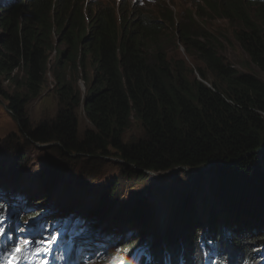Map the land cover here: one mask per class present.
Returning a JSON list of instances; mask_svg holds the SVG:
<instances>
[{
  "label": "trees",
  "instance_id": "trees-1",
  "mask_svg": "<svg viewBox=\"0 0 264 264\" xmlns=\"http://www.w3.org/2000/svg\"><path fill=\"white\" fill-rule=\"evenodd\" d=\"M247 1L205 0L204 6L197 5L195 15L187 11L175 23L168 8L140 11L136 4L131 7L123 2L116 8L112 0H0V98L7 103L24 140L52 145L51 151L63 162L58 166L44 159L37 171L28 172L39 190L22 199L27 202V212L0 199L1 258L9 260L17 245L15 225L37 218L38 223L52 228L34 239V250H44L30 256L42 258L44 264L74 263L94 242L114 249L112 261L121 264L118 260H130L148 243L138 255L147 261L142 264H178L177 257L189 259L191 255L193 262L198 257V264H264V169L260 153L264 149V80L235 69L225 57L219 36L203 32L194 19L216 15L237 22L233 41L248 64L264 76V0ZM252 8L257 17L249 13ZM175 25L174 30L168 28ZM53 35L57 38L52 42ZM169 38L181 42L187 55L197 60L200 80L188 79L182 61L167 59ZM52 50L56 56L49 63ZM48 73L54 79L57 108L52 118L33 127L26 107L39 97ZM207 74L211 77L209 87L204 84ZM78 79L85 86L84 94L78 89ZM4 81L21 84L24 91L9 93L3 88ZM81 107L90 128L79 134L76 112ZM132 121L141 125L143 138L128 143L124 136ZM10 153V169L16 174V169L25 166L26 155L18 150ZM105 158L119 160L122 179L133 184L141 180L146 187L126 200L119 199L117 187L104 185L83 217L84 227L85 220L92 222L93 238L61 245L69 239L66 234L56 245L45 247L49 241L43 240L58 234L55 225L63 223L58 219L54 224L53 217L41 215L52 206L49 202L58 197L56 194L58 201L64 202L73 189L88 195L92 190L83 188L94 179L88 161ZM78 159L83 160L80 168L73 164ZM4 160H0V182L19 181L20 174L15 176L18 179L4 174ZM64 169L75 175L83 171L87 183L79 186L77 181L73 188L72 182H62L67 178ZM183 169H197L198 174L190 179L200 183L184 192L190 198L182 201L194 206L196 194L206 190L218 192V203L224 208L211 209L199 218L197 209L181 210L178 206L172 210L170 205L153 201L162 200L165 194L167 197L171 190L168 186L153 187L149 174ZM205 173L213 174L214 179L201 181ZM202 185H206L204 189ZM73 197H78V192L68 199ZM115 202L131 206H119L111 213ZM73 209L78 208L72 207L71 213ZM162 212L167 215L165 227L149 241L152 231L148 235L143 231L148 226L152 230ZM98 222L113 227L118 236L96 238ZM127 224L137 227L136 232L127 233ZM201 246L202 251H198ZM21 247L23 251L11 263L27 264L29 254L24 245Z\"/></svg>",
  "mask_w": 264,
  "mask_h": 264
},
{
  "label": "rangeland",
  "instance_id": "rangeland-1",
  "mask_svg": "<svg viewBox=\"0 0 264 264\" xmlns=\"http://www.w3.org/2000/svg\"><path fill=\"white\" fill-rule=\"evenodd\" d=\"M203 0H169L167 3L166 2H161L162 4H157L154 5V7L149 8L150 10L154 11L156 8L155 6H158L160 9H164V6H168L173 12V22L177 23L180 21V17L184 16V14L188 11V13H191L193 15L196 14L197 10V5L202 3ZM211 1H216V0H211ZM249 13L253 17H257L258 15L255 14L256 11L254 8L249 9ZM196 24L198 27L202 29L203 32H209L214 34L216 38L219 36L221 39L223 45H224V54L226 59L233 65V67L239 71L242 72H249L254 75H256L258 78L264 80L263 74L260 73V71L256 68L253 67L252 65H249L247 62V58L243 53L241 52V49L237 46V44L234 43L232 39V31H234V28L238 25L237 22L234 20H226L225 18L221 16H216V15H211L209 18H196ZM170 30H174L176 28V25L173 26V28L168 27ZM166 30V31H170ZM164 33L161 34V37H165L163 35ZM227 34V36H226ZM167 37L170 36V34H166ZM224 38H221L223 37ZM56 36H51V41H55ZM168 48H167V59L168 60H175V61H182V66L184 67L188 79L191 80V77H195L197 80H200L199 75L197 73L196 66L199 65L197 60L192 57L188 56L187 52H185V47L181 42H176L175 40L169 38L168 40ZM55 44V43H54ZM61 46L60 48H62ZM53 55L54 52L53 50L50 53L49 57V63H52L53 61ZM56 56V55H54ZM89 67H87V71L90 73V70H88ZM67 70V69H66ZM189 71H192V75L189 74ZM67 75L69 73L67 72ZM80 75V74H79ZM80 78V76H78ZM207 79L206 82L204 83L206 86L209 87V83L211 81V77L209 74H207ZM68 79H70V76H68ZM54 85V79L50 73L46 75L45 83L42 86L41 93L38 98L32 100L29 102V104L26 107V113L27 116L29 117V120L31 122V125L35 127L39 122L47 120L49 118H52L55 114L56 108H57V97L55 95V92L52 90V87ZM77 86L80 91V93L84 94L85 92V86L81 80H77ZM22 87V88H21ZM3 88L6 89L9 93H12L13 91H18V92H23L24 86L20 84V86H14L11 82L4 81L3 82ZM77 119H78V130L79 134H82L83 131L86 129L90 128L88 121L86 120L84 113L82 111V107L77 110ZM11 136V140H6L7 136ZM10 137V138H11ZM143 138V130L142 127L139 123L132 121L130 129L127 131V133L124 136L125 142L131 143L135 142L137 140H140ZM5 139V140H4ZM52 145H38V144H31L28 143L24 140L22 135L19 133L17 123L13 119L11 112L7 109V103L0 98V160L3 157L5 160L3 161L6 168V173H4L7 177L13 178V179H18L15 178L16 175H19L18 179L19 181L14 182V183H1L0 182V192L2 193L3 197L1 200L5 201L9 204H13L16 208L20 209L22 212H27V208L25 204L23 203V200L21 198L26 197L31 195L32 193L37 194L38 188L35 187L37 186V183L35 179H29L28 172L31 170L37 171L43 164L44 159H48L50 163H54L55 165L62 164L61 162L55 155L53 151H51ZM15 150H18L22 153H25L26 155V160L24 159V162L26 163L24 167L16 169L18 171L16 174L12 172L10 169V163H12V158L11 153ZM8 151V152H7ZM6 152V153H3ZM261 153V165L264 169V149L262 150ZM10 160V161H9ZM73 162V161H72ZM81 163H83V160L78 159V161H74V167H79L81 166ZM120 162L118 159L115 158H105L103 160H98V161H88V166H90V171L92 173V176L94 179L90 181L89 185H86V187L83 188V190H92L88 195H84V192H79L75 191L73 189L72 192L67 193L64 197V202H59L60 196H58L54 201H51L49 203H53L52 206L49 207L48 211L45 212L44 214H49L51 213V217L55 219L54 224H57V221L59 217H66L65 223L63 224H57L55 226V229L58 230V234H56L55 240L52 241L51 243H54V245L57 244V241H59L64 234H71V240L70 242H76L77 240H80V238H77L79 235L84 234V236L89 232V225L86 224L84 228H81L82 223L75 221V218L77 215L82 217L85 212L87 211L89 206H86L84 208H79L81 207V199L89 197L92 198L94 201L96 199V195L103 187L104 185H111V188H118V196L120 194L119 199H126L128 200L130 197L134 196L135 193H138L140 189L146 187V183H141V180L136 181L135 183L139 184H133V181L129 180H124L122 177L124 176L123 172L121 173V167H120ZM67 166V165H66ZM80 168V167H79ZM71 169V168H68ZM68 169H64L65 174H67V178L64 179L62 182H72L73 183V188L75 187V183L78 181V185L81 186V184H86L87 181L85 180V177L82 174H72L70 173L71 171ZM184 171V172H182ZM182 171H176V173L171 172V173H161V174H149L147 177L148 180H150V183L154 187V185L158 186H168V188L171 190L169 195L162 199H154L156 203L159 204H166V205H172L171 207L172 210L177 208L178 206H181V210L185 209H197V215L200 218V215H206L209 210H213L215 212V209H223L224 206L219 205L218 199H219V193L218 192H213L209 193L206 192V190H203V194L200 193L196 194L197 198L195 201H193L196 205H192L189 202H184L182 201L183 197H188L190 198V195H186L184 192H190L193 187L198 185L200 182L194 181L193 178L198 174L197 171H192V170H185L183 169ZM204 173V172H203ZM171 175V178L169 179L168 176ZM190 176V177H188ZM175 177V178H174ZM195 178V177H194ZM214 179L213 174L205 173L204 178L201 181H207L210 182ZM168 183V185H166ZM206 185H202L200 188L204 189ZM78 192V197H73L71 199H68L69 197H72V194ZM194 193V192H193ZM195 194V193H194ZM182 195V196H178ZM102 197L97 198V203L100 201ZM214 198V200H212ZM115 200V199H114ZM107 211L109 212L110 209L108 206H106L105 202L102 201L100 202ZM169 203V204H168ZM130 203H127V205L123 204H118V203H113L111 205V213H114V210H118L122 207H128L131 206L129 205ZM49 205V204H48ZM59 205V206H58ZM165 205V206H166ZM119 206H121L119 208ZM72 207L78 208L77 210H72ZM175 211L172 212L175 213ZM200 213V214H199ZM101 220V218L99 217ZM79 220V218H78ZM110 222L115 223V219H109ZM167 220L166 217L163 216V214H157V220H156V226H153V229L150 230L151 226L146 227V230L143 232L148 235L151 231L153 234L159 233L160 229H163L164 227V221ZM105 223H100L98 222V225H103ZM184 225L189 226L191 223H183ZM193 224H196V221L193 222ZM205 220H202V226L205 227ZM106 225V224H105ZM70 227L76 228V231L73 232L71 231ZM118 228V227H117ZM23 229V231H21ZM125 229L127 233H134L136 232L135 230L137 227L131 228L129 224L125 226ZM46 230L51 231L52 228L47 226L46 223H38L37 218H26L24 221H21L17 223V225L14 227V232L17 233L18 235L17 241L19 245H24L25 246V241H27V237L32 239V242H35L34 245H36V241L34 239H38L37 237H40L42 234H46ZM76 232L79 234L76 235ZM99 233H102V235H115L118 236L116 231L114 230L113 227L110 226H100ZM49 238V237H48ZM52 238V237H50ZM82 238V237H81ZM153 239V238H152ZM150 239L149 241H151ZM43 241H50L47 238H45ZM28 242V241H27ZM33 244L27 243L25 246L26 251H30L29 255H31L34 246ZM149 243L141 249H145ZM68 249V248H67ZM136 251V255L133 256L138 258V255L140 253V250ZM203 248H199V251H202ZM88 247L83 251L80 260L81 261H86L87 264H112L110 262L111 260V255L114 252V249H110V251H105L104 254L99 252L101 254L102 259H93V256L91 258H88L89 255L87 254ZM107 253H110V256L107 255ZM35 255H38L37 253H34ZM234 256H231V259H233ZM113 264H121V263H113Z\"/></svg>",
  "mask_w": 264,
  "mask_h": 264
},
{
  "label": "bare ground",
  "instance_id": "bare-ground-1",
  "mask_svg": "<svg viewBox=\"0 0 264 264\" xmlns=\"http://www.w3.org/2000/svg\"><path fill=\"white\" fill-rule=\"evenodd\" d=\"M245 1H247V0H245ZM252 1V0H251ZM248 2H250V1H247L246 3H248ZM258 2L259 3H261V0H258ZM91 3V2H90ZM244 4H245V2H243ZM95 4V3H94ZM97 4V3H96ZM123 4V3H122ZM122 8H124V6H121ZM132 7V6H131ZM250 8V7H249ZM105 9H106V7H105ZM131 10H133V9H131ZM247 10V9H246ZM249 10V9H248ZM140 11H141V9H140ZM127 12V11H126ZM135 12V11H134ZM133 12V13H134ZM117 13H119V12H117ZM128 13V12H127ZM107 15H109L108 13H106ZM136 14V13H135ZM139 14V13H138ZM248 14V13H247ZM123 15H125V14H123ZM250 15V14H249ZM134 16V15H133ZM121 17V16H120ZM122 19V18H121ZM236 35H238V34H236ZM226 36H227V34H226ZM56 41V40H55ZM165 174H167V173H165ZM32 179V177L30 176L29 177V179ZM197 198V197H196ZM92 200V198H90V196L89 197H86V198H83V199H81V207H79V208H84V207H86V206H88V204H90L91 201ZM198 201V200H197ZM196 201V199H195V203L197 202ZM27 202H25V204H26ZM194 203V202H193ZM197 203H199V202H197ZM172 205H170V207H171ZM172 208V207H171ZM35 210V209H34ZM86 213H87V211L85 212V214L82 216V217H80V218H83L85 215H86ZM161 214H163V216L164 217H166L167 215H166V213L165 212H162ZM18 219L20 220V219H23L21 216H19L18 217ZM63 222L65 223V221H67L66 220V218L65 217H63ZM75 221H77V220H75ZM165 222V221H164ZM165 224V223H164ZM164 227H165V225H164ZM163 227V228H164ZM81 228H84V222L82 223V226H81ZM70 229H71V231H73V232H75L76 231V228H74V227H70ZM162 232V229H160L159 230V233H155V234H153V233H151L150 234V236L147 238L148 240H150V239H152V238H154V236L156 235V234H160ZM84 236V234H81V235H79L77 238H81V237H83ZM48 240H51V238H47ZM117 240L119 239V238H116ZM115 246V245H114ZM32 248L33 249H35V247L34 246H32ZM91 249H92V251H93V259L95 258V259H102V257H101V255L99 254V252H101L102 254H104L103 252L104 251H110V248L109 247H104V248H102L101 249V246L98 244V243H92L91 244ZM27 250V249H26ZM23 251V250H22ZM199 251V250H198ZM2 252V251H1ZM21 253H19V255H20ZM19 255H18V257H19ZM107 255L108 256H110V253L108 254L107 253ZM2 256V255H1ZM0 256V257H1ZM31 256V255H30ZM30 256L29 257H27V259H26V263L27 264H44V262H43V260H42V258L40 259V260H37V259H35V258H33V259H30ZM2 257H4V256H2ZM6 257H7V255H6ZM10 258V257H9ZM38 258V257H37ZM79 258V257H78ZM139 258V257H138ZM193 258H194V255H191L190 256V263L188 262L189 261V259L188 258H185V257H183V256H179V257H177V260H179L180 262H178L179 264H196L197 263V260H198V257L196 256V262H193ZM229 258V257H228ZM24 259V258H23ZM39 259V258H38ZM57 259H60V258H57ZM4 260V259H3ZM5 260H8V258L7 259H5ZM25 260V259H24ZM229 260V259H228ZM233 260V259H232ZM235 260V259H234ZM45 261V260H44ZM118 261H120V262H122V264H129L128 263V261H125V260H118ZM216 261V260H215ZM15 262V261H14ZM147 261H141L140 260V258H139V262L137 263V264H142V263H146ZM167 263H170L169 261H166ZM263 262H264V260H263ZM18 263V262H17ZM16 263V264H17ZM23 263H25V262H23ZM58 263V262H57ZM114 263V261H112V264ZM51 264V263H50ZM170 264H173L172 262L170 263ZM198 264V263H197ZM209 264V263H208Z\"/></svg>",
  "mask_w": 264,
  "mask_h": 264
},
{
  "label": "clouds",
  "instance_id": "clouds-1",
  "mask_svg": "<svg viewBox=\"0 0 264 264\" xmlns=\"http://www.w3.org/2000/svg\"><path fill=\"white\" fill-rule=\"evenodd\" d=\"M89 1H97V0H89ZM101 2H107L108 0H99ZM114 2L115 7L117 8L121 2L123 3H130L131 6L136 4L140 9H146V11H151L149 8L154 7V5L162 4L161 2H168L169 0H112ZM205 0L202 1V3L199 2L198 5L204 6ZM168 4V3H167ZM158 6H155L157 8ZM165 8H168L170 11H172L168 6H164ZM119 8V7H118ZM173 12V11H172ZM89 222V221H87Z\"/></svg>",
  "mask_w": 264,
  "mask_h": 264
},
{
  "label": "snow or ice",
  "instance_id": "snow-or-ice-1",
  "mask_svg": "<svg viewBox=\"0 0 264 264\" xmlns=\"http://www.w3.org/2000/svg\"><path fill=\"white\" fill-rule=\"evenodd\" d=\"M21 231H23V229H21ZM55 240V237H52L51 240L49 241V244L48 245H45V247H48L52 241ZM27 241H25V246L27 245ZM43 243V242H42ZM23 250V248L21 247V245L17 244L12 250H11V259L12 260H15L16 257H17V254H19L21 251ZM44 250L43 248H37V251H42Z\"/></svg>",
  "mask_w": 264,
  "mask_h": 264
},
{
  "label": "water",
  "instance_id": "water-1",
  "mask_svg": "<svg viewBox=\"0 0 264 264\" xmlns=\"http://www.w3.org/2000/svg\"><path fill=\"white\" fill-rule=\"evenodd\" d=\"M204 169V168H203ZM185 170H187V169H185ZM197 169H194V170H192V171H196Z\"/></svg>",
  "mask_w": 264,
  "mask_h": 264
}]
</instances>
